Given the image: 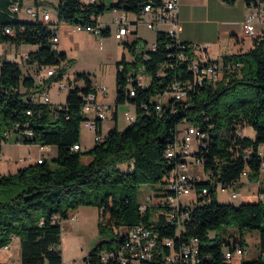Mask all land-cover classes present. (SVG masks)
Here are the masks:
<instances>
[{
  "label": "trees",
  "instance_id": "16d2710c",
  "mask_svg": "<svg viewBox=\"0 0 264 264\" xmlns=\"http://www.w3.org/2000/svg\"><path fill=\"white\" fill-rule=\"evenodd\" d=\"M148 2L157 5L161 0H58L55 19L25 20L12 10L15 4L22 6V0H0V40L36 44L24 59L37 74L64 60L73 61L52 42L58 21L95 25L99 15L117 8L134 13L132 22L137 24ZM246 2L258 5L264 0ZM156 30L154 47L146 46L139 36L124 42L134 59L133 68L125 54L116 63V98L111 106L115 124L88 149H73V145L81 146L83 94L95 90L90 73L76 72L74 81H68L65 102L54 105L32 98L38 84L21 62L0 56V158L2 140L8 139L4 132L11 127L17 138L32 130L31 136L24 135V142L57 146L50 160L44 157L14 173H0V196L4 197L0 199V248L18 238L21 264H62L59 221L80 205L98 208L101 234V243L91 245L83 264H123L122 247L141 245L134 236L140 228L150 230L154 239L152 257L125 264H226V250L246 246V229L259 231V247L264 252V187L256 197L239 204L221 202L216 192L218 183L237 179L245 167H249V179H255L264 160V33L246 51L216 59L209 55L201 61L195 51L200 43ZM102 33L108 34L109 28H102ZM196 60L200 67L221 64V77L194 69ZM55 71L43 80L45 87L52 80L60 81L65 67ZM141 71L150 76L147 84ZM178 85L187 92L183 99L175 96ZM164 94L167 100L158 108ZM123 103L134 106L135 115L120 129L117 110ZM101 120H97L99 133ZM184 122L195 124L203 133L194 156L212 180L195 179L196 198L174 210L164 200L180 158L168 156L167 151ZM246 125L254 128V138L245 135ZM203 188L207 193H201ZM171 210L175 212L172 218ZM222 226H234L240 234L224 236L219 230ZM148 239L144 236L142 242ZM183 244L195 245L197 251L188 255ZM107 251L112 254L104 256ZM240 264H264V258L262 254L244 257Z\"/></svg>",
  "mask_w": 264,
  "mask_h": 264
},
{
  "label": "rangeland",
  "instance_id": "374dc122",
  "mask_svg": "<svg viewBox=\"0 0 264 264\" xmlns=\"http://www.w3.org/2000/svg\"><path fill=\"white\" fill-rule=\"evenodd\" d=\"M23 6H40V18L43 19L42 8H46L51 14L56 15L55 5L58 0H40V2L36 5L33 0H23ZM106 2H112L116 0H105ZM122 9H107L102 15V22L107 23L105 27H110L111 32L108 34L99 33L97 35L96 41H87L85 43V50H81L80 59L78 63H83L82 66H78L75 68L74 73L68 72V68L70 65L66 64L62 66L65 67V71L63 73V78L61 80L64 81H74L76 72L84 71L90 73V77L92 83L96 86L97 84H107L110 87V94L114 95L116 93V71L117 66L116 63L119 61L123 54L126 56V60L129 61V66L133 68L132 61L134 59V54H132L125 46L124 40L115 37L114 33L116 30V25L113 23L115 17L122 13ZM128 13V12H127ZM132 19L134 17L133 13L128 14ZM19 16H21L25 20H29L31 18L29 14L25 11L24 8H21L19 11ZM148 17L147 15H142V18L138 23V34L141 35L145 40H147L148 47H153V40L156 38V30L155 28L149 27L146 22H144V18ZM136 18V17H135ZM100 17L98 18V22L101 21ZM129 19L130 21H132ZM135 23L131 24V28L135 27ZM104 27V28H105ZM243 31V26L238 29V34L240 35ZM129 39L136 35V33L129 32ZM234 34L230 31L227 33V37H232ZM252 41V35L248 36ZM135 38V37H134ZM132 40V39H131ZM130 40V41H131ZM11 46L10 50L8 49ZM16 44H12L9 42L0 40V56L3 54L7 58L16 60L21 62L22 68L25 73H32L35 77V81L38 84L36 87L38 94L43 95L42 90L48 92L51 97V103L54 102H65L68 90H60L58 87V79L52 80V82L47 83L46 87L43 84L44 79H48L50 76L45 71H39L35 74L32 70L27 68V63L23 56L18 55L21 51L16 50ZM23 48L34 49L36 48V44L32 43H23ZM16 50V51H15ZM214 52V51H213ZM210 53V52H209ZM218 54L215 51L214 56ZM214 58V57H213ZM216 59V58H215ZM71 64L74 63L69 62ZM60 65V66H61ZM59 65H55V69L60 67ZM143 73V81L145 84L149 82L150 76L147 73ZM79 84H83V81L80 80ZM131 110L132 114L135 115V107L128 104L123 103L118 105V119L117 126L119 128H124L131 121L126 115L125 111ZM103 121V130H107L112 124L115 123L114 119L111 117H107L102 119ZM185 123H181L179 125V129L183 128ZM244 133L248 137L254 138L255 130L251 125L244 126ZM95 131L91 128H88L84 122L80 124V140L82 143V149H88L95 143ZM24 135L20 141L17 140V133L11 132L10 138L7 140H2V152L0 158V173L11 174L18 170L19 167L24 166L28 163L35 162V158L39 153L44 154L45 158L50 160L52 157L57 154V147L55 145H50V147H45L41 145L39 142H24ZM195 144L197 140L194 141ZM31 156L30 159H27L24 162L18 161L19 157H28ZM188 164L192 172L200 177L206 178L208 172H206L203 168V164L197 160H194L193 157H187ZM258 186L254 187L253 183H245L240 187H237L236 192L238 196L236 198L230 197L227 193L219 192V198L221 202H231L239 204L242 200V195L244 200H250L257 196L258 194ZM144 194V185L140 187V197H143ZM249 195V196H246ZM193 194L185 195L183 193L180 194V199L186 201L189 200ZM4 198L0 196V199ZM80 209L77 208L72 210L68 216L60 219L61 224V250L63 262L62 264H83V258L87 255L91 248V242L96 241L101 236L98 228V209L93 205H80ZM104 221H107V217L104 218ZM110 227V226H109ZM219 230L223 233L224 236L229 235V233H234L236 236L240 234L239 230L234 226H222ZM228 232L226 233L225 231ZM215 232V231H213ZM212 233V231H211ZM243 238L246 242L247 251L245 254V258L252 259L257 258L262 254L264 258V252H261L259 247V231L257 229H246L243 231ZM0 264H21V247L20 242L17 240H13L7 247L0 248Z\"/></svg>",
  "mask_w": 264,
  "mask_h": 264
},
{
  "label": "built area",
  "instance_id": "2783aa9c",
  "mask_svg": "<svg viewBox=\"0 0 264 264\" xmlns=\"http://www.w3.org/2000/svg\"><path fill=\"white\" fill-rule=\"evenodd\" d=\"M260 5V4H258ZM255 5V9L251 10L247 16L246 19L243 22V29L244 31L249 34V35H256V26H255V20H260V14L264 11V7ZM40 6H25V11L30 15V17H37L38 14L40 13ZM21 9V6L18 4H15L12 6V10L19 12ZM178 12H179V0H161L159 4H152V3H146L144 5V8L142 10L141 15H147L148 17L144 18V22L151 27L158 29L160 25L166 24V31L170 33L171 35L174 36H179V30H180V23L178 21ZM42 14H43V19L44 20H49L51 19L52 15L47 9L44 7L42 8ZM113 23L117 26L116 27V32H115V37L119 39H123L124 36L131 31V24L132 21L129 20L127 12L124 11L119 16H116ZM74 28L78 31L81 30H88L92 31L94 33H102V26L98 22L97 24H74ZM8 33H13V31L9 28L6 29ZM60 37L59 34L56 31V34L53 35L52 37V42L57 43L59 41ZM154 47V45H153ZM195 51L197 52L199 58L201 61H207L209 57V53L207 50V45L205 44H199L196 45ZM200 64V63H199ZM199 64L198 61L194 63V69L199 70ZM206 63H204L205 65ZM202 70V73H206L208 76H212L214 78L221 77L222 74V69L221 64H215L213 65H208L203 67H200ZM44 71L48 74L51 75L55 73V68H48L44 69ZM69 82L60 80L58 81V87L61 90L68 89ZM109 91V87L107 84H99L95 86V90L91 91L89 93L83 94V102H82V112L84 114V119L81 122H84V124L88 127L91 128L95 131V141L96 140H102L104 139L105 132H97V120L98 119H104L107 117L112 118V107L108 105L105 102H100L98 100V93L101 94H107ZM43 95H40L35 93L36 95H33L32 98L35 100H40L46 103H51V98L48 92L45 90V88L42 90ZM134 93V91H132ZM187 95V92L184 90V88H180L178 85V90L176 91L175 96L178 99H183ZM166 95H162L159 99V104L157 105L158 108H160V104L163 102H166ZM52 104V103H51ZM131 105V104H130ZM30 113V111H28ZM125 115L129 120H132L134 118V115L132 114L131 110H126ZM185 126L181 129H177V135L175 138V141L173 145L168 149L167 155L168 156H174L176 155L179 159V161L176 164V167L174 168L172 172V176L170 178V183H169V191L170 194L165 198V202L171 204L174 206V210L179 209L180 205L182 203L190 202L193 201V199L196 198L197 196V189H196V184L194 183L195 179L199 178L202 179L198 176H196L192 170L189 167L187 157L191 156L194 158V160L199 161L200 163L203 164L201 160L198 158H195L194 156V150L198 148V143L201 139V136H203L202 131L193 123L191 122H184ZM14 132V129L8 128L5 130L4 135L7 138H10V133ZM242 132V131H241ZM24 135L31 136L32 135V130H25ZM23 136V133H20L18 135L17 140L20 141V138ZM1 139V138H0ZM195 140H197V143L195 144ZM81 146L79 144L75 143L73 145V149H78ZM248 152H251V149L248 150ZM260 152L263 153V148H260ZM31 156L28 157H19L18 161L24 162L27 159H30ZM44 156H39L35 158V161L41 162ZM204 168V166H203ZM205 170V168H204ZM206 171V170H205ZM208 175L206 178H209L212 180L211 174L209 171ZM249 167H245L242 172L240 173L239 177L237 179H234L230 183H218L216 192L219 195V192L221 193H227L230 197L236 198L238 196L236 189L237 187H240L244 182L250 180L249 179ZM264 175V160L261 163L259 175L261 176ZM260 187H264L260 185ZM259 191V190H258ZM183 193L185 195L188 194H193V196L189 200H182L180 199V194ZM202 194L207 193V189L203 188L202 189ZM174 210H171L169 212V217H174L175 212ZM151 233L150 230L147 229H139V231H136L134 233V236L137 241L141 240V245H136L133 243H129L128 245H123L122 247V254L120 255V261L122 263H125L127 261H134V262H139V260L143 259H150L152 257V251L151 248L154 245V239L150 237ZM144 236H149V239L147 240V243H143L142 239H144ZM170 242L168 241V244ZM182 248L184 251L188 252V255L193 254V249L196 252V246L195 248H185V244L182 245ZM247 251L246 246H237L233 250H226V264H240L242 259L245 257ZM109 254H112L111 252L109 253L104 252V256H107Z\"/></svg>",
  "mask_w": 264,
  "mask_h": 264
},
{
  "label": "crops",
  "instance_id": "0c3cea01",
  "mask_svg": "<svg viewBox=\"0 0 264 264\" xmlns=\"http://www.w3.org/2000/svg\"><path fill=\"white\" fill-rule=\"evenodd\" d=\"M33 1L35 2L36 5L40 2V0H33ZM22 3H24L23 0ZM258 6L264 7V3H261ZM21 8H25V7L22 5ZM254 9H255V5H249L246 2V0H236L234 3H228L224 0H179L178 21L181 27L179 30V38L181 40H187V41L197 42L207 45L208 53L210 52L209 55L214 58H221L225 54H232V53L246 51L253 46L255 37L257 35L264 33V11H263L260 14V20H255L257 34L252 36V41L251 39H249L248 37L249 34H247L244 31V29L240 35L238 34V29H240L243 26V22L246 19L247 14ZM121 11L122 13H124V10ZM129 13H127V15ZM51 15H52V19L56 18V15L53 14ZM18 16H19V12H18ZM102 16L103 15H99L98 18L100 17L101 19ZM19 17L22 18L21 16ZM135 17L136 15L134 14V17L131 19L128 15V18L131 20L135 19ZM35 19L43 20L40 18V14H38L37 17L29 18V20H35ZM99 23L101 24L102 28H104L107 25V23L102 22V19ZM56 27H57L56 31L60 37L59 41L57 42L58 50L65 51L67 57L74 60L73 64L68 63L66 60H64L61 64L65 66L66 64L67 65L69 64L70 67L68 68V72L74 73L75 68L83 65V63L80 62L78 63V60L80 59V53H81L80 51L85 50L84 48L85 43L87 41H96L97 35L99 34L88 30L78 31L74 28V24H71L67 21H58ZM166 27L167 25L164 24V25H160L158 28L166 30ZM108 28L110 33L111 28L110 27ZM228 31L232 32L234 36L227 37ZM130 32L136 33V35L133 36L131 39L137 36L142 37L141 35L138 34V23L135 25L134 28H131ZM128 34L129 32L124 36L123 38L125 39L124 41L131 40L129 39ZM155 40L156 38L153 40L152 43L153 45L155 43ZM22 44L16 46V50L21 51V53H18V55L20 56L24 57L25 55L28 54L30 50L35 49V48L29 49L28 47L23 48ZM10 48L11 46H9L8 49L10 50ZM215 51L218 52L216 57L214 56ZM115 98H116V93L114 95H111L110 87L107 94L98 93V100L100 102H105L112 107L115 106L114 105ZM61 103L62 102L59 103L54 102L52 104L59 105ZM117 119H118V110H117ZM114 124H112L109 128H111ZM101 129L102 132H106L108 130V129L105 131L103 130L102 120H101ZM80 144L82 148L81 140H80ZM43 146L50 147V145H43ZM42 155L44 156V154L39 153L36 157ZM87 159L88 158H86V160ZM245 183H253L254 187L258 186L257 190H259L260 185L264 186V175L257 176L255 179L248 180L243 184ZM243 197L245 196L242 195V200ZM78 208L80 209L81 207ZM98 216H99V210H98ZM13 240H17V238H14Z\"/></svg>",
  "mask_w": 264,
  "mask_h": 264
},
{
  "label": "bare ground",
  "instance_id": "6f19581e",
  "mask_svg": "<svg viewBox=\"0 0 264 264\" xmlns=\"http://www.w3.org/2000/svg\"><path fill=\"white\" fill-rule=\"evenodd\" d=\"M186 243V242H185ZM190 243V242H189ZM191 244V243H190ZM185 248H195V245H191V246H189L188 244H185ZM139 261H141V260H139ZM129 262H134V261H127V262H125V263H129ZM125 263H123V264H125Z\"/></svg>",
  "mask_w": 264,
  "mask_h": 264
},
{
  "label": "water",
  "instance_id": "95a60500",
  "mask_svg": "<svg viewBox=\"0 0 264 264\" xmlns=\"http://www.w3.org/2000/svg\"><path fill=\"white\" fill-rule=\"evenodd\" d=\"M95 243H96V244L101 243L100 239H97L96 241H92V242H91V245H94Z\"/></svg>",
  "mask_w": 264,
  "mask_h": 264
}]
</instances>
